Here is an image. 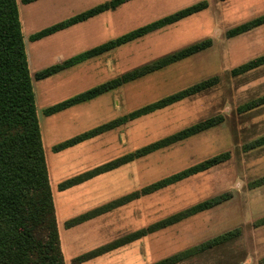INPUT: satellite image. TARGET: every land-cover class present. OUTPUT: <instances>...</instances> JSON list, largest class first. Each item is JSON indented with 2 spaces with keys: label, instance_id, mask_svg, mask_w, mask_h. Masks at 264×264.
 I'll use <instances>...</instances> for the list:
<instances>
[{
  "label": "rangeland",
  "instance_id": "374dc122",
  "mask_svg": "<svg viewBox=\"0 0 264 264\" xmlns=\"http://www.w3.org/2000/svg\"><path fill=\"white\" fill-rule=\"evenodd\" d=\"M17 1L33 76L37 71L68 58L72 51L68 44L62 46L63 36L67 34L41 42L31 41L30 35L42 28L38 26L55 19L54 22L63 20L79 7H72V4H77L76 0H42L33 4ZM98 1L90 0L92 3ZM198 1L133 0L125 3L96 20L98 25L107 22L109 26L99 40L115 37ZM207 1L209 6L199 13L93 57L85 66L86 80L83 74L75 75L72 70L46 79L33 78L66 264H72V259L79 254L138 229H147L173 214L226 192L231 196L223 203L146 234L89 264H152L234 228L240 229L235 238L177 264H264V144L246 147L264 136V101L256 102L264 97V64L238 74L232 72L241 64L264 54V24L233 37L226 35L229 28L264 14V0ZM51 8L53 10L49 12ZM30 18L34 19L33 25ZM207 37L212 38L213 44L206 50L119 86V110L123 112L120 116L200 80L217 76L218 83L126 122L119 127L118 133L116 130L110 136L108 149L97 150L94 144L91 154L85 152L81 160L86 161L85 166L106 163L209 117L220 116L222 122L135 158L117 172L103 174L99 180L83 188L60 191L59 176L65 173L62 175V180H65L68 174H76L78 169L72 164L69 171L64 167L59 174L56 173L57 165L64 166L60 162L67 163L78 155L76 150H69V154L55 153L53 146L68 138L69 129H58L61 123H66L65 120L75 121L77 110L70 114L47 116L44 109ZM252 102L258 104L251 106ZM99 121L101 119H93L92 123L95 125ZM224 151L230 153V158L219 165L141 194L91 221L72 228L65 225L70 218L95 206L141 190Z\"/></svg>",
  "mask_w": 264,
  "mask_h": 264
},
{
  "label": "trees",
  "instance_id": "16d2710c",
  "mask_svg": "<svg viewBox=\"0 0 264 264\" xmlns=\"http://www.w3.org/2000/svg\"><path fill=\"white\" fill-rule=\"evenodd\" d=\"M36 0H22L30 3ZM131 0H106L91 6L63 20L46 26L30 35L31 41L85 21L105 11L115 10ZM209 6L207 0H200L143 25L132 28L98 45L72 55L61 62L37 71L33 76L28 63L20 9L17 0H0V264H66L58 228L56 208L50 182L48 164L42 140L40 121L37 112L33 78H48L64 69L87 59L102 55L119 46L137 40L151 32L177 23L199 13ZM264 24V14L254 17L226 31L227 37L244 33ZM211 37L188 44L166 53L142 65L127 70L118 76L101 82L82 92L56 102L44 109L49 116L78 103L90 100L106 91L161 69L211 47ZM264 64V54L241 64L232 70L233 74L245 72ZM218 83L212 76L200 80L175 93L146 104L130 113L110 120L88 131L60 142L54 146L59 151L111 130L142 115L164 108L174 102L206 90ZM264 97L256 102L261 103ZM252 102L251 106L258 103ZM249 107V106H247ZM222 122V117L213 116L187 126L165 138L151 142L133 153L125 154L104 164L69 178L59 184L61 190L82 183L99 174L125 165L127 162L149 154L170 143L198 134ZM264 144V136L252 141L246 147L253 148ZM230 158L228 151L220 152L196 164L153 182L143 189L123 195L106 204L75 216L65 222L67 228L78 225L114 208L121 206L141 194L163 188L176 181L205 171ZM264 182V178H263ZM226 192L203 200L183 211L148 227L138 229L104 245L80 254L72 259V264H81L100 255L140 239L142 236L178 222L190 215L203 212L230 198ZM264 222V219H263ZM240 234L239 228L228 230L198 245L160 259L152 264H177L200 252L227 242Z\"/></svg>",
  "mask_w": 264,
  "mask_h": 264
},
{
  "label": "crops",
  "instance_id": "0c3cea01",
  "mask_svg": "<svg viewBox=\"0 0 264 264\" xmlns=\"http://www.w3.org/2000/svg\"><path fill=\"white\" fill-rule=\"evenodd\" d=\"M41 1L42 0H36V1L30 2V3H32V4L33 3H39ZM104 1H106V0H99L98 2L92 3V2H90V0H76V3L77 4H75V3L72 4V7H79V8L73 9L71 12H69L67 14L68 15L67 17L72 16V15L78 13V12H81V11H83V10L91 7V6H94V5H96L98 3H101V2H104ZM131 1H133V0H131ZM131 1H129V2H131ZM129 2H127V3H129ZM25 4H28V3H25ZM64 7L67 8L68 5H65ZM52 10H53V8H51L49 12H52ZM110 11H115V10H110ZM110 11H105V12H103L101 14H98V15H96L94 17H91L88 20H85V21L76 23V24H74L72 26H69V27H67L65 29H62V30L57 31V32H55L53 34H50V35H48L46 37H43V38L39 39L40 40L39 42L45 41V40L50 39V38L60 37L63 34H67V35H64L63 36L64 37L63 39H65V40H63L64 42L62 41V43H63L62 46L65 47V44H68L69 45V47H70L69 49H70V51H72L71 54H70V56L75 55L77 53H80V52H82V51H84V50H86L88 48H91V47H93L95 45H98V44H100V43H102V42L110 39V38H107V39L99 40V38L102 37V35L107 32L109 26H108V23L107 22L105 23V25H102V24H99L98 25L97 22H96V20L98 18H101L102 16H105ZM167 14H169V13H167ZM155 19H157V18H155ZM55 20L50 21V22H45L42 25H44V27H46V25L49 26V25L55 23L54 22ZM30 21H31V24L33 25L34 24V19L33 18H30ZM26 22L29 23L28 22V19L26 20ZM148 22H150V21H148ZM42 25L38 26V28H41V27L44 28ZM141 25H143V24H141ZM138 26H140V25H138ZM111 38H113V37H111ZM92 59L93 58L87 59L86 61H84L82 63H78V64H76V65H74V66H72L70 68L64 69V70H62V71H60V72H58L56 74H59V73L64 72L66 70H72V72H74L75 75L80 74V73L83 74V76L85 77L84 79L86 80L87 74H86L85 66ZM56 74H54V75H56ZM54 75H52V76H54ZM52 76H50V77H52ZM119 103H120V89H117L116 88V89L111 90V91H106V92H104V93H102V94H100V95H98V96H96V97H94V98H92L90 100H87V101L78 103V104H76L74 106H71V107H69L67 109H64L62 111H59V112L55 113V115L60 116L59 114H64V113L70 114L72 112V110H77V113H76L75 121H73V119H71V120L68 119V121L65 120L64 122H66V123H61V126L58 129V131H65V130L67 131L69 129V131H68L69 132L68 133L69 136H68V138L65 139V140H67L69 138H72V137L80 134V133H83L85 131H88V130L96 127V126H99V125H101L103 123H106V122H108L110 120H113L115 118H118V116H120L121 114H123V112H121L119 110V108H120L119 107ZM52 115H54V114H52ZM93 119H101V121L96 122V124L94 125L92 123ZM90 123H92V124H90ZM119 127L120 126H118L116 128H113L111 130L105 131V132H103L101 134H98V135L92 137V138L86 139V140H84L82 142H79V143H77V144H75L73 146L64 148V149L59 150V151L54 150V146L56 145L55 144L53 146V150L55 151V153H60L61 152V153L69 154L70 151L76 150L77 155H78L76 158L72 159L71 161H69L67 163H65L64 161L60 162V163L64 164V166H60L59 167L60 164H58L57 165V168H56V173L61 174L60 171L64 167H66V169L69 171V169L71 168L72 164H74L73 167H76V169H78V170L75 172L76 174H73V173L68 174L69 177L67 176L68 178L65 179V180H67V179L72 178L74 176H77V175H79V174H81V173H83V172H85L87 170H90V169H92V168H94L96 166H99L101 164H104L105 162L104 163L101 162V164L100 163H97L96 165L85 166V162L86 161L81 160V158H82V156L84 155L85 152H88L89 154H91V152H92L91 147H94L95 146V147H97V150H99L101 148L102 149L103 148L104 149H108L109 148V143H110L109 142L110 141L109 138H110L111 135L114 134V132L116 130H117L116 133H118ZM55 130H54V132H55ZM65 140H63V141H65ZM63 141H61V142H63ZM120 156H122V155H120ZM117 157H119V156H117ZM117 157H115V158H117ZM79 158H80V160H79ZM115 158H112V159H115ZM112 159H109L106 162H108V161H110ZM74 160L77 161V162H75ZM123 166L124 165H122L120 167H117V168H115V169H113L111 171H107L105 173L99 174V175H97V176H95L93 178H90V179L82 182V183H79V184H76L74 186H71V187H69L67 189H64L63 191H68V190L69 191L70 190L72 191L73 189L74 190H77L78 188H83V186L85 187L86 185H89V183H91V182H93L95 180H99V178H100L101 175L106 174V173H109V172H112V171H115V170H116L115 172H117ZM80 167H83V168H80ZM64 174L65 173H63V174H61L59 176L60 177V180H61L59 182V184L62 183L63 181H65V180H62L63 179L62 175H64ZM59 184H58V189L60 191H62L59 188ZM96 207H98V206H95L94 208H96ZM55 208H56V206H55ZM94 208H91L89 210H92ZM89 210H87V211H89ZM87 211H85V212H87ZM80 214H82V213H80ZM94 218H96V217H94ZM94 218H92L90 220H87V221H91ZM87 221H84V222H82L80 224H83V223H85ZM80 224H78V225H80ZM78 225H75V226H78ZM70 228H72V227H70ZM119 248H121V247H119ZM119 248H117V249H119ZM117 249H115V250L117 251ZM101 256L102 255H100V256H98L96 258H93L91 260H88L86 262H83L81 264H86V263L89 264L91 262L98 261L99 259H101Z\"/></svg>",
  "mask_w": 264,
  "mask_h": 264
}]
</instances>
